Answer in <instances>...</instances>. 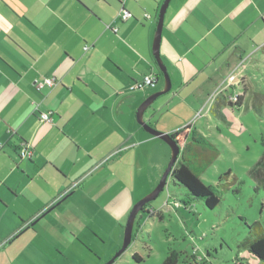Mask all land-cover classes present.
Instances as JSON below:
<instances>
[{"label": "crops", "instance_id": "crops-1", "mask_svg": "<svg viewBox=\"0 0 264 264\" xmlns=\"http://www.w3.org/2000/svg\"><path fill=\"white\" fill-rule=\"evenodd\" d=\"M219 1L168 4L159 54L172 70L176 94L178 87L197 80L192 95L224 86L227 77L240 81L238 68L250 58L248 48L264 52V0H222L223 8ZM162 2L125 0L130 17L120 21L119 0H0V264L40 243L52 245L59 257L64 253L58 247L69 251L82 245L76 235L81 230L78 212L100 225L97 214L110 213L111 206L124 219L136 201V187L128 188L125 180L124 155L134 165L152 164L148 190L158 182L170 150L142 129L135 112L162 89L152 55ZM243 3L255 11L247 15V8L234 16ZM226 21L231 26L217 32ZM220 56L204 75L210 81L206 84L199 72ZM149 74L158 77L155 86L129 90ZM51 77L56 79L52 86H35ZM43 112L50 113L52 122L40 121ZM151 114L143 118L152 126ZM190 133L184 129L180 141ZM21 143L31 148L30 159L18 155ZM126 189L131 203L125 208L118 193Z\"/></svg>", "mask_w": 264, "mask_h": 264}, {"label": "rangeland", "instance_id": "rangeland-1", "mask_svg": "<svg viewBox=\"0 0 264 264\" xmlns=\"http://www.w3.org/2000/svg\"><path fill=\"white\" fill-rule=\"evenodd\" d=\"M219 2L220 8L226 4L222 0ZM244 9H247V15L255 11L248 3H243L236 9L234 16ZM229 22L223 23L221 31L217 32L229 28ZM254 52V46L246 51L245 56H251L238 68L240 81L232 82L227 77L224 86L221 83L212 92L202 91L196 95L191 92L200 80L178 87L181 92L176 94L177 84L171 82L172 70L164 64L172 83L171 94L169 91L158 97L144 117L152 113V126L160 132L172 126L179 128L189 125L191 132L197 131L208 137L217 145L218 154L200 177L206 184H222L225 183L224 177L221 181L218 177L230 170L228 181L231 184L227 189L224 185L216 188L219 203L213 209L206 208L201 201H192L187 206L180 202L177 208L172 203L175 199H183L186 191L168 177L160 194L146 206L148 212L140 211L135 217L129 245L111 264H161L169 254L176 256L177 264H257L239 246L254 231L250 226L254 221L261 225L264 232V186L258 185L252 174L261 156V140L264 138V52ZM221 56L215 62H209L211 66L204 72L201 68L198 77L205 78L206 84L210 81L204 75L212 71ZM158 74L163 88L162 74ZM172 94L175 96L171 98ZM179 122L182 123L178 125ZM155 139L168 147L161 139ZM183 143L179 140L180 150ZM124 158L127 159L123 172L129 184L127 187H136L133 198L138 201L152 190H148L145 181L154 169L152 164L143 161L134 165L133 158L128 157V154ZM233 177H236V181ZM237 188L239 190L235 191ZM168 191L170 195H167ZM126 194L127 189L123 194L118 193V200H124L125 208L131 203ZM110 207V213L101 211L97 214L102 218L100 225L91 220L88 213H77L81 230L76 235L82 245L78 243L77 248L72 246L69 251L64 246L58 247L64 257H59L52 245L40 243L39 247L30 246L24 254L14 255L12 262L7 264H104L121 246L124 225L131 209H128L123 219L119 209L113 211ZM57 244L62 245L60 240ZM133 255L140 257V261H136Z\"/></svg>", "mask_w": 264, "mask_h": 264}, {"label": "trees", "instance_id": "trees-1", "mask_svg": "<svg viewBox=\"0 0 264 264\" xmlns=\"http://www.w3.org/2000/svg\"><path fill=\"white\" fill-rule=\"evenodd\" d=\"M158 73L161 74L160 71ZM189 127L190 126L187 125L169 134L176 140L183 130ZM261 144L262 153L256 161L252 174L257 184L264 186V138H262ZM216 146L217 145L213 144L208 137H204L197 131H192L188 140L183 143L177 161L171 169L170 177L175 184L183 187L186 192L184 193L185 197L180 199V201L175 199L172 203L174 207L178 208L180 202L187 206L192 201H201L206 208L213 209L219 203V196L217 195L216 188L219 185H224L226 189L229 188L231 184V182L228 181V177L231 175L230 170H227L223 175L218 177L220 181L224 177L225 183L222 184H206L200 177L206 167L217 157L218 149ZM233 180L236 181V177H233ZM237 190H239V188L235 191ZM146 206H148V204L143 207V212H145L144 208ZM146 212L148 211L146 210ZM250 226L254 228V231H251L250 237L241 241L239 246L242 247L246 251L245 253L253 258L257 264H264L263 229L257 221H254ZM133 258L136 259V261H140L141 259L137 255H133ZM177 261L176 256L169 254L163 259L161 264H177Z\"/></svg>", "mask_w": 264, "mask_h": 264}, {"label": "water", "instance_id": "water-1", "mask_svg": "<svg viewBox=\"0 0 264 264\" xmlns=\"http://www.w3.org/2000/svg\"><path fill=\"white\" fill-rule=\"evenodd\" d=\"M170 0H163L162 4L160 5L158 15H157V21H156V27H155V32H154V37H153V42H152V55L153 58L156 62L157 68L162 74L163 80H164V85L161 90H158L152 94H150L148 97H146L140 105L137 107L136 112H135V117L137 123L146 131L149 133L151 136L156 137L164 141L169 149H170V156L169 160L167 162V165L157 182L156 186L145 196H143L141 199L136 201L133 206L131 207L125 225H124V230H123V239L121 246L119 249L113 254V256L106 261L104 264H111L114 262V260L127 248L131 241V233H132V227L133 223L135 220V217L137 214L142 211L143 207L148 204L149 202L153 201L163 190V188L166 185L167 178L170 177V172L172 167L177 161V158L179 156L180 148H179V143L167 132H160L157 131L154 127H152L144 118V112L151 106V104L160 96L168 93L171 88V83L169 79V75L167 73L166 67L160 57L159 54V45H160V40H161V31H162V26H163V20H164V14L166 12V9L168 7ZM53 206L47 208L41 216H44L46 213H48ZM33 222L31 223V225Z\"/></svg>", "mask_w": 264, "mask_h": 264}, {"label": "built area", "instance_id": "built-area-1", "mask_svg": "<svg viewBox=\"0 0 264 264\" xmlns=\"http://www.w3.org/2000/svg\"><path fill=\"white\" fill-rule=\"evenodd\" d=\"M124 1L125 0H119L121 6H120V10L117 14V18L120 21H125L130 17V13L124 7ZM145 17L148 18L149 15L145 14ZM107 27H109V26H107ZM111 29L113 31H116L115 27H111ZM86 48H87V46L84 47V49H86ZM157 80H158V77L156 75H153V74L145 75L142 77L141 80L134 81L129 86V90L135 91V90L142 89L145 87L155 86V84L157 83ZM55 82H56V79L54 77L44 78V79H42V81H36L35 86L37 88H40L43 85L52 86ZM39 119H40V121H44V122H49V123L52 122V117H51L50 113H47V112L40 113ZM1 146H2V144L0 143V147ZM18 155L21 158L30 159L31 148L26 143H21L19 146V149H18Z\"/></svg>", "mask_w": 264, "mask_h": 264}, {"label": "flooded vegetation", "instance_id": "flooded-vegetation-1", "mask_svg": "<svg viewBox=\"0 0 264 264\" xmlns=\"http://www.w3.org/2000/svg\"><path fill=\"white\" fill-rule=\"evenodd\" d=\"M176 140H177V142L179 143V140H180V136H178L177 138H176ZM146 209V207L144 208V210Z\"/></svg>", "mask_w": 264, "mask_h": 264}]
</instances>
